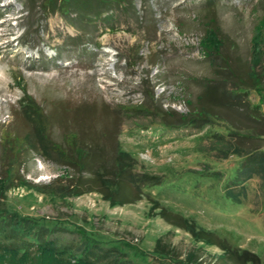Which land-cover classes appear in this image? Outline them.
<instances>
[{
  "label": "rangeland",
  "instance_id": "rangeland-1",
  "mask_svg": "<svg viewBox=\"0 0 264 264\" xmlns=\"http://www.w3.org/2000/svg\"><path fill=\"white\" fill-rule=\"evenodd\" d=\"M33 1L0 0V140L26 123L13 114L26 94L49 118L55 143L67 145L62 133L82 126L107 146L115 136L130 174L153 178L138 200L112 206L98 192L68 195L73 169L26 150L8 178L0 176V215L23 218L74 252L90 246L102 264H239L199 231L264 264V180L253 176L244 190L233 189L240 157H224L218 138L234 130L255 137L264 128V80L237 90L247 92L252 128L230 116L201 127L176 121L214 76L215 59L225 56L236 72L247 63L264 70V0H117L126 9L114 3L113 12L90 20ZM215 32L222 53L213 52ZM144 104L150 113H125ZM254 137L244 146L264 144Z\"/></svg>",
  "mask_w": 264,
  "mask_h": 264
},
{
  "label": "trees",
  "instance_id": "trees-1",
  "mask_svg": "<svg viewBox=\"0 0 264 264\" xmlns=\"http://www.w3.org/2000/svg\"><path fill=\"white\" fill-rule=\"evenodd\" d=\"M28 1L34 3L33 0ZM114 3L120 4L117 3V0H42V4L51 9V13L59 10L65 15V13L73 11L75 15L85 20L100 18L109 11L113 12ZM119 6L121 9H126L122 4ZM104 17L111 18L112 14ZM219 37L216 38L219 41V48L213 51L215 53L219 52L223 46L222 38ZM205 47L207 51L205 52L209 55L212 51L211 47L207 45ZM220 51L222 53V50ZM224 57L218 58L219 61L214 58V76L205 78V82H202L201 94L196 97L197 101L189 103L191 107L189 114H180L176 120L178 123L201 127L210 123L214 117L224 120L230 116L229 118H236V122L241 124L243 123L241 118L245 119L243 126L246 129L253 127L248 123L252 121L249 119L253 111L243 102L247 98V92H238L237 90L257 87L259 81L264 80V70L257 72L256 65L247 63L239 64L237 71H243L242 73L236 72ZM244 74L245 81L241 80ZM148 109L149 107L144 104L126 108L125 113L128 114V110L129 113H147ZM163 112V114L167 113ZM13 114L14 119L23 120L26 123L23 122V125L15 130L9 127L1 135L0 176L3 177L2 180L8 178L7 175L13 169L14 163L19 166V157L26 150L40 152L43 156L52 157L57 163L73 169V176L67 179V182L69 181L67 187L70 189L67 188L68 195L80 196L94 191L100 193L112 206L133 203L138 200L142 194L141 184L153 178L146 173L142 175L130 174V156L119 149V144L114 140L115 136L107 146L105 141L101 142V136L86 132L87 128L85 130L83 126H80L81 129L76 127L73 132L62 133L63 139L69 141L67 145L55 143L47 130L50 123L49 118L42 108L26 94L19 100L18 110ZM235 126L232 125L235 129H239ZM234 136L237 139H233ZM262 136H264V128H260L255 137L243 136L237 130L230 131L227 136L229 138L221 134L218 136L223 141L222 148L224 150L222 148L219 150L225 153L224 157L231 154L240 157L237 175L231 180L233 189L240 186V190H244V182L253 176L260 175L264 180V144L249 148L244 146L248 139ZM16 170L18 171L19 168ZM84 173H88L89 176H84ZM23 183L28 189H35L40 194L49 193L45 186L36 187ZM230 189L227 190L228 194ZM126 193L129 195L125 196ZM232 200H239L237 194H233ZM11 217L8 220L0 215V264H102L98 255L95 256V259L91 256L90 246L85 247L83 252H74L69 246H61L54 240L48 239L43 232H40L43 228L33 230V224L25 222V219ZM176 223L179 227H189L190 231L196 233L186 218H178ZM197 235L222 247L233 262L239 264L260 263L259 256L251 251L242 250L239 253L237 249L231 250L227 246V242L219 241L213 235L203 231H199Z\"/></svg>",
  "mask_w": 264,
  "mask_h": 264
}]
</instances>
